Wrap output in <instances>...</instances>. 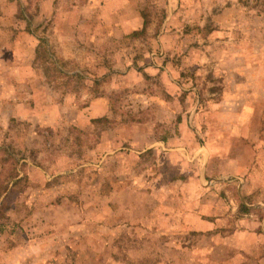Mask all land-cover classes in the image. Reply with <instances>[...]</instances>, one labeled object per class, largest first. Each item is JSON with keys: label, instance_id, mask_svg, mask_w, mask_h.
Returning <instances> with one entry per match:
<instances>
[{"label": "rangeland", "instance_id": "374dc122", "mask_svg": "<svg viewBox=\"0 0 264 264\" xmlns=\"http://www.w3.org/2000/svg\"><path fill=\"white\" fill-rule=\"evenodd\" d=\"M88 3L0 0L2 36L13 41L18 31L38 32L35 74L45 86L50 80L52 97L67 91L73 111L80 108L67 112V126H29L0 114V264H207L204 250L227 259L234 246L245 249H237V264H264V231L247 249L244 235L241 243L227 242L245 228L237 223L211 235L179 234L176 242L149 231H116L119 224L110 228L120 220H167L178 210L172 207L186 208L170 194L197 186L191 163L202 152L196 145L208 141L207 126L220 124L210 106L222 101L227 86L231 98H240L238 85L264 79V0H138L139 29L120 34L113 17L106 38L85 19ZM93 10L101 14L99 4ZM95 60L105 68L97 72ZM107 93L111 113L94 121L84 108ZM224 107L223 117L230 116ZM45 172L55 177L48 180ZM248 201L241 215H264ZM57 204L59 212L44 208ZM48 218L79 223L55 236L43 224Z\"/></svg>", "mask_w": 264, "mask_h": 264}, {"label": "crops", "instance_id": "0c3cea01", "mask_svg": "<svg viewBox=\"0 0 264 264\" xmlns=\"http://www.w3.org/2000/svg\"><path fill=\"white\" fill-rule=\"evenodd\" d=\"M98 4L101 14H96L93 10V8H97ZM137 4L138 0H89L88 7L86 6L85 9L91 8V10H88L85 19H88L90 23L94 21L98 24L99 29L102 27L100 33L102 38H106L107 33L104 30H106V27L107 30L108 27L111 28L109 23L113 17L116 23L120 25L116 28L120 34L137 31L140 20L144 16V13L137 8ZM100 22L104 26L100 25ZM63 34L62 32L61 35ZM2 35L0 32V114L2 116L9 115L11 122L27 121L26 125L29 126H67V112L70 111L74 115L80 108L73 111L74 105L68 102L70 101L68 99H71L72 96L67 91L62 93L53 92L57 94V97H52L50 80L45 86V78H39L35 74L38 62H40L38 56L42 45L38 32L35 30L23 33L18 31L13 41L7 39L8 37L4 38ZM90 37L91 41L97 40V35L91 30ZM97 61L95 60L92 65L99 72L98 69L105 68V66L99 65ZM101 75L105 76L104 74ZM40 80H42V84L40 83L41 88L37 87ZM252 80L255 81L252 82ZM242 85H238L236 88V91L243 93L240 98L238 96L231 98L229 95L232 92L227 86L222 101L219 104L210 106L212 110L209 109V114L212 117L219 118L220 124L207 126L208 136L205 140L208 141L196 145L195 150L202 152V157L198 156L196 159L195 156L196 161L192 159L191 163L192 166H197V169H191L192 174L196 176L197 186L196 188L192 186L185 188V192L181 196L176 193L177 190H173L170 194L172 199H175L174 202L185 203L186 208L184 206L180 208L172 207L178 210L172 209V216L167 220L146 217L129 220L126 224H124V220H120L121 223H112L110 228H113L115 224H119L116 231L121 230L122 227L123 230L125 228V231L128 232L138 229L145 233L149 231L150 235H155V233L159 236L169 235L168 237L172 242L174 241L173 237H178L179 234L211 235L215 234L216 230L220 228L229 227L230 223H237L239 227L245 228L243 230L235 229L233 233L236 240L233 241V238L228 239V243H241L244 241L241 239L244 235L246 241L244 247L247 249L249 240L252 242L251 240L257 241L259 239L257 236L258 231L260 230L262 233L264 231V215L259 216L258 213L241 215L240 212L241 207H244V201H248V199L250 200L248 202L251 203L247 202L250 208L264 209V200L260 198L264 196V79L257 80V77L253 76L250 85L248 83H245V87H242ZM110 99L111 94L109 93L99 95L92 99L88 107L82 108L86 111L91 110V118L97 121L100 115L111 113ZM224 106H228L230 116L223 117V115H228L222 112ZM224 110L228 112L226 107H224ZM210 131H213L212 135H209ZM177 159L172 158L171 160L176 161ZM180 159L184 165L186 162L189 163L188 160H185V162L184 159ZM218 162L221 164L223 162L225 165L218 166ZM44 175L48 180L55 177V175L48 172H45ZM252 180H262L263 183L257 184V181L255 185ZM252 185H254L253 188ZM248 187L249 190H247ZM123 189L121 191H128L126 188ZM110 190V194H116L114 187ZM215 196L219 198H215ZM244 196L252 197L245 200ZM44 208L48 212H59L62 207L61 204H57ZM66 210L68 212L69 209ZM149 211L147 209V214H149ZM235 216H240V219L236 221ZM63 219L48 218L43 224L47 229H55L57 232H53L54 235L60 236L62 234L61 229L64 226L72 228L79 223L75 218ZM95 221L88 220L86 222L92 225L96 224ZM230 232L229 234H231ZM46 241H51L50 235L46 238ZM187 248H189L188 244H186ZM230 249H236V251L227 259L219 258L224 260L219 262L215 261L219 259L206 252V250H204V255H202V251H197V255H202L203 261L210 259L211 261H208L207 264H237L236 259L240 256L237 255V249L240 250V254L245 249L237 248V246L230 247ZM194 255V251L187 253L189 258H193Z\"/></svg>", "mask_w": 264, "mask_h": 264}]
</instances>
